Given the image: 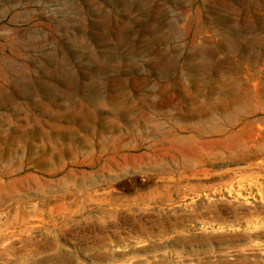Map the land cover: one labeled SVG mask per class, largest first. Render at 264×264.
<instances>
[{"label": "rangeland", "instance_id": "obj_1", "mask_svg": "<svg viewBox=\"0 0 264 264\" xmlns=\"http://www.w3.org/2000/svg\"><path fill=\"white\" fill-rule=\"evenodd\" d=\"M0 264H264V0H0Z\"/></svg>", "mask_w": 264, "mask_h": 264}]
</instances>
